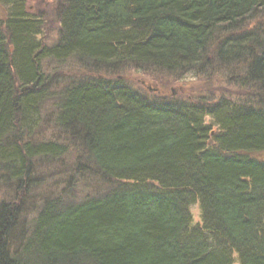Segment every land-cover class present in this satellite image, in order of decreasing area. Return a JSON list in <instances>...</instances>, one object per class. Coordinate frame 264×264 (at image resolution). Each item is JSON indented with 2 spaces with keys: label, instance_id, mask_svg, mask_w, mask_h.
<instances>
[{
  "label": "trees",
  "instance_id": "16d2710c",
  "mask_svg": "<svg viewBox=\"0 0 264 264\" xmlns=\"http://www.w3.org/2000/svg\"><path fill=\"white\" fill-rule=\"evenodd\" d=\"M25 2L0 0V181L17 195L0 204V264H264V26L247 29L264 0H61L53 47ZM71 58L109 73L220 70L262 96L194 105L123 80L56 88L44 62ZM42 112L78 141V175L93 170L101 190L45 198L26 228L21 202L61 162L39 176L37 160L70 153L35 141Z\"/></svg>",
  "mask_w": 264,
  "mask_h": 264
},
{
  "label": "rangeland",
  "instance_id": "374dc122",
  "mask_svg": "<svg viewBox=\"0 0 264 264\" xmlns=\"http://www.w3.org/2000/svg\"><path fill=\"white\" fill-rule=\"evenodd\" d=\"M61 0H26L25 6L27 13L31 18L42 22V33L36 37L42 46L53 47L59 41V33L61 30L59 18L57 16V8ZM6 16V11L0 6V17ZM247 29L258 30L264 26V16L256 18L251 22ZM43 71L47 77H50L52 81L57 80V84L72 83L73 85L84 82H95L101 80L106 81H121L129 87L148 98L155 99H175L185 103H192L199 105L204 102L212 104L221 99V97H228L229 100L235 102H242L245 100H261L258 94L253 92L246 94L245 89H240L239 85H234L229 81L228 74H221L219 71H211L208 76H196L193 74H186L184 76H174L166 71H162L155 68L136 69L134 67H127L121 72H107L106 69L97 70L92 64L84 65L76 62L75 58H71L66 62L58 64L56 61L46 60L44 62ZM202 102V103H200ZM52 112V105H51ZM44 118V129L41 138H37L35 134V141H50L59 144H64L70 148V153L64 157L57 159H42L36 162V172L40 176L41 173H49L52 168H48L52 163H58V170L50 174L49 177L38 179V184L35 183V194L31 186V194L28 198L21 202V208H23V215L20 218V223L24 224L26 228L30 227V224L38 215L39 207L42 205V201L45 198L70 197L73 200L83 201L87 196L100 193L99 178L95 177L93 170H89L91 173L82 172L80 175L75 166L78 162V141H73L72 137L65 136L66 134L61 132L55 127L54 114L51 123L48 125V118L42 112ZM207 123L211 125L212 119L208 118ZM217 129L215 128V131ZM79 145V144H78ZM264 159L262 155L258 156ZM87 166H90L89 162H86ZM93 175L91 176V174ZM87 174V175H86ZM16 193L12 192V188L7 182L0 181V204H7L15 202L17 200ZM22 201V200H21ZM192 217H194V224H201V209L198 205H193L191 208ZM18 246V245H17ZM17 246H13L16 249Z\"/></svg>",
  "mask_w": 264,
  "mask_h": 264
},
{
  "label": "water",
  "instance_id": "95a60500",
  "mask_svg": "<svg viewBox=\"0 0 264 264\" xmlns=\"http://www.w3.org/2000/svg\"><path fill=\"white\" fill-rule=\"evenodd\" d=\"M264 157V156H263Z\"/></svg>",
  "mask_w": 264,
  "mask_h": 264
}]
</instances>
